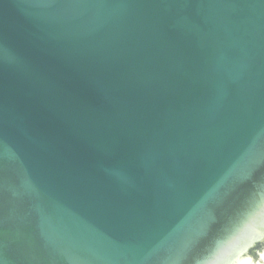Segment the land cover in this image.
<instances>
[{
	"label": "water",
	"instance_id": "95a60500",
	"mask_svg": "<svg viewBox=\"0 0 264 264\" xmlns=\"http://www.w3.org/2000/svg\"><path fill=\"white\" fill-rule=\"evenodd\" d=\"M263 251L264 0H0V264Z\"/></svg>",
	"mask_w": 264,
	"mask_h": 264
},
{
	"label": "bare ground",
	"instance_id": "6f19581e",
	"mask_svg": "<svg viewBox=\"0 0 264 264\" xmlns=\"http://www.w3.org/2000/svg\"><path fill=\"white\" fill-rule=\"evenodd\" d=\"M261 259L254 261L253 257L248 254L242 258H240L235 264H264V251L262 252Z\"/></svg>",
	"mask_w": 264,
	"mask_h": 264
},
{
	"label": "rangeland",
	"instance_id": "374dc122",
	"mask_svg": "<svg viewBox=\"0 0 264 264\" xmlns=\"http://www.w3.org/2000/svg\"><path fill=\"white\" fill-rule=\"evenodd\" d=\"M255 250H257V248H255ZM250 255L252 256V257H254L251 253H250ZM259 259V257H257V259L256 260H258Z\"/></svg>",
	"mask_w": 264,
	"mask_h": 264
}]
</instances>
